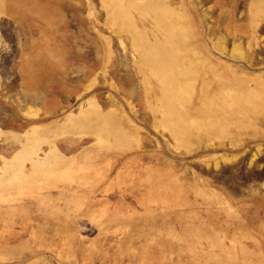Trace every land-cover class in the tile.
Returning <instances> with one entry per match:
<instances>
[{
  "label": "rangeland",
  "instance_id": "obj_1",
  "mask_svg": "<svg viewBox=\"0 0 264 264\" xmlns=\"http://www.w3.org/2000/svg\"><path fill=\"white\" fill-rule=\"evenodd\" d=\"M0 264H264V0H0Z\"/></svg>",
  "mask_w": 264,
  "mask_h": 264
}]
</instances>
